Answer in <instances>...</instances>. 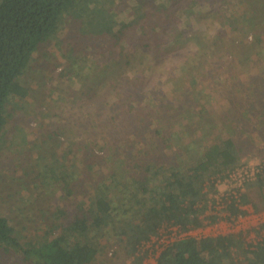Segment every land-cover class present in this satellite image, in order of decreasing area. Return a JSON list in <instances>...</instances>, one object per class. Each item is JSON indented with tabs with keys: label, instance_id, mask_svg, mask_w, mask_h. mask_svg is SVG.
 I'll use <instances>...</instances> for the list:
<instances>
[{
	"label": "trees",
	"instance_id": "16d2710c",
	"mask_svg": "<svg viewBox=\"0 0 264 264\" xmlns=\"http://www.w3.org/2000/svg\"><path fill=\"white\" fill-rule=\"evenodd\" d=\"M83 1L0 0V145L10 118L32 94L25 78L36 52L63 30L67 31L60 43L68 40L66 55L78 56L82 50L85 59V52L92 45L100 55L103 66L99 70L104 78L98 84L95 80L87 95L100 100L98 88H106L114 96L113 103H107L114 119H118L120 111L123 120L135 124L132 132L107 144L93 136L97 134V124L108 123L113 116L101 121L98 113L88 110L81 127L92 140L72 141L76 150H63L59 155L63 158L73 153L83 161L86 153H94L91 164L79 162L85 171L82 182L74 181L78 174L74 159L67 165L62 159L55 161L57 156H53L49 160L54 164H45L52 177L40 171L38 184L51 185L54 193L57 182L63 183L42 233L31 237L19 234L11 217L0 211V252L14 264H95L107 248V230L122 240L128 256H134L132 264H141L146 253L136 254L140 244L150 234L158 233L161 225L175 224L186 231L221 217L211 206L214 201L210 194L217 190L213 179L244 162L243 154H251L249 151L255 146V132L264 126V85L263 89H256L254 83L246 87L239 75L250 67L248 61L264 58V0H120L127 7L119 13L113 9L116 0H92L96 10L86 8ZM202 3H212L215 31L210 42L218 51L215 53L211 45L205 52L211 64L209 73L198 69L197 63L184 67L193 82L210 73L225 72L222 113L230 116V122L220 124L218 129L210 128L204 145L194 149L187 143L174 144L176 135L165 119L159 123L164 131L161 138L159 126L149 120H163L158 114L160 109L174 106L166 98H161V105L154 104L150 96L146 97L148 103L142 105L139 91H145L151 80L154 57L163 58L158 50L178 40L169 35L183 22L181 12ZM82 36L85 47L73 44V39ZM84 59L79 64L81 68L87 67ZM47 65L52 63L48 61ZM69 71L62 69V74ZM161 84L160 80L156 94L160 93ZM227 91L239 92L240 96L236 98L235 94L231 99ZM72 93L81 98L80 91ZM198 95L193 91L187 97L199 104L202 121L212 111L207 110ZM57 116L59 125L52 129L50 138L62 143L63 115ZM146 132L151 133L152 139L145 137ZM158 135L160 142L152 141ZM172 150L177 152V159L180 157L183 169L175 163ZM190 152L197 156L187 162L185 157ZM56 164L61 165L60 172L55 170ZM40 165L44 166V160L40 159ZM224 198L229 216L245 214L243 205L247 204L256 212L264 210V168L245 183L239 195ZM65 200L70 203L61 204ZM64 217L69 218L67 223ZM244 237L243 232L176 236L163 245L154 264H264V235L256 243L246 242Z\"/></svg>",
	"mask_w": 264,
	"mask_h": 264
},
{
	"label": "rangeland",
	"instance_id": "374dc122",
	"mask_svg": "<svg viewBox=\"0 0 264 264\" xmlns=\"http://www.w3.org/2000/svg\"><path fill=\"white\" fill-rule=\"evenodd\" d=\"M211 4H196L193 8L190 7L181 12L183 22L179 23L180 27L178 26V29L172 31L169 35L170 39L177 38L178 40H174L171 46L167 47L165 45L158 50L163 53V58L157 59L156 56L154 57L155 64L151 80L146 85L145 91H139L142 105L148 103L146 97L150 96L154 104L161 105L164 102L161 98H166L174 106L169 110H166L165 107L159 108L158 114L163 120L157 121V118L154 117L149 120L150 124L155 122V125L159 126L163 133L161 138L164 137V131L159 123H162L165 119L171 132L176 135L174 144L187 143L194 149L204 145L210 128L218 129L220 124L230 122V116H224L222 113L224 108L222 105L223 97H225V72L210 73L205 79L202 78L193 82L184 67L186 64L197 63L198 69H201V71L208 72L210 70L211 64L205 52L213 45L210 40L215 31V22L211 15ZM83 5L90 10H96V5L92 0H84ZM126 7V2L116 0L113 9L115 13H119ZM102 8L106 10L103 5ZM149 15H152L151 11H149ZM86 24L85 22V28L87 29L88 25ZM66 31L63 30L49 41L44 42L36 52L25 78L26 83L32 88V94L22 101L19 110L10 118L6 130L3 132L0 145V211L11 217V221L16 226L19 234L28 237L42 233L47 216L52 214L54 210L53 203L59 199L58 195L61 194L63 183L57 182L56 179H54L57 182L55 193L51 185L47 183L43 185L42 182L38 184L41 180V170L52 177V172L45 167L47 162L51 165L54 164L53 160H49V158L57 156L56 159L54 158L55 161L62 162L63 160L67 165H71L70 159H74L75 164L78 166V174L75 175L74 181L80 184L84 178L85 171L83 166L79 164L82 160L78 155L70 153L69 157L64 156L63 158H60L59 155L62 154L63 150H76L73 142L92 140L83 133L81 127L82 122L85 120L84 116L89 114L88 110L92 113L95 112V114L98 113V119L101 121L108 115L113 116V120L108 118V123L97 124V134L93 136L94 140H100L101 142L105 140L107 144L119 140L128 131L132 132L131 129L135 124L123 120L124 117L121 116L120 111L118 119H114L113 112L110 106L107 105V103H113L114 96L109 94L106 88H98L102 96L100 100L98 96L89 97L87 95L89 87H94V81L96 80L98 84L100 79L104 78L103 71L99 70L103 66L101 65L100 55L95 45H92L90 50L85 52L87 56L85 59L82 50L78 51V56L66 55L68 40L60 43L61 37L65 35ZM74 43L79 47H85V37L73 39ZM212 47L213 51L217 53V47L214 45ZM164 49H166L165 52H163ZM83 59L87 63V67L81 68L79 64ZM261 59L248 61L250 67L239 74L245 81L246 87L254 83L256 89H263L264 58ZM72 60L75 61L74 64H72ZM48 61L52 65H47ZM66 68H69L70 71L65 72L64 75L62 69L65 70ZM77 71L80 72L79 76H76ZM211 77H215V79ZM160 80L162 81L160 93L156 94L157 84ZM72 91H80L81 98H75ZM193 91L199 94L198 96L208 108L207 110L212 111L211 115L202 121L199 120L200 117L198 116L200 115L198 113L199 104L196 100H189L190 98L187 97ZM227 93L231 99L235 94L236 98L240 96L239 92L227 91ZM259 93L261 95V91ZM112 107L116 110L114 105ZM58 113L63 115L62 125L65 129L61 135L62 143L50 138L52 129H56L59 125ZM240 132L241 134L244 133L243 130H240ZM150 134V132H146L145 137L152 139ZM255 135V146L249 151L251 154H243V159L253 163H256L257 160L264 162V126H260ZM161 138L158 135L152 141L160 142ZM171 153L177 166L183 169L182 162L179 161L180 157L178 159L176 157L178 156L177 152L172 150ZM86 154L82 162L91 164L94 160V153ZM196 156L197 154L190 152L185 157V161H191ZM40 159L44 160V166L40 165ZM54 168L57 172H60L61 165L56 164ZM228 187L225 184H220V191H227L226 188ZM210 195L213 200L220 196L218 190L211 192ZM70 199L76 200L72 197ZM69 203L66 200L61 202L64 205ZM247 205L253 208L251 204ZM68 220L69 218H66L63 221L67 223ZM263 223L264 220H260L258 217L251 218L246 222L245 228L242 230L246 242H252L254 238L263 235ZM55 225L59 229V221H56ZM169 226L174 229L173 225L166 226V224H163L160 226L158 233L150 234V238L140 244L136 254L143 255L146 253L141 264H154L156 262V257L161 248L170 240L167 232ZM216 227L219 232V227ZM208 229L209 227L207 229L203 228V231L199 230L195 234L205 235L211 232ZM226 229L228 230L227 227ZM122 237H125V234ZM104 239L107 248L99 255L95 264H132L134 256L126 254L122 246V240H118L110 230H107ZM0 264L14 263L7 259L4 252H0Z\"/></svg>",
	"mask_w": 264,
	"mask_h": 264
},
{
	"label": "built area",
	"instance_id": "2783aa9c",
	"mask_svg": "<svg viewBox=\"0 0 264 264\" xmlns=\"http://www.w3.org/2000/svg\"><path fill=\"white\" fill-rule=\"evenodd\" d=\"M264 168V162L258 161L256 163H253L252 161L244 160L243 163L235 166L234 168L230 169L226 175L224 176H216L214 177V182L216 185L217 190L219 191V197H217L216 200H213L214 202L211 204L213 206L212 208L214 211H217L221 217L217 219V221L213 223H209L206 226L199 227V228H191L189 230H182L179 225H173L174 229L168 228V236L170 237V241L174 240L176 236H182L186 234L195 235L197 237L201 236H207L212 234H218V233H229V232H242V230L245 228L246 222L251 218H260V220H264V210L262 211H255L253 208H248L247 205H243V208H245L247 211L246 213H240L238 215H232L229 216L230 213L225 210V198L228 197L231 194L239 195V193L244 189L245 183L247 181H250L254 179L260 172H262ZM220 184H225L229 186L227 191L221 192ZM219 227V232L218 229ZM210 230V233H206L205 235H197L195 232L197 231H203V228ZM228 228V230L226 229ZM264 235V233H263ZM262 235V236H263ZM254 238L252 240L253 243H256L259 239L262 238ZM167 243V242H166Z\"/></svg>",
	"mask_w": 264,
	"mask_h": 264
},
{
	"label": "crops",
	"instance_id": "0c3cea01",
	"mask_svg": "<svg viewBox=\"0 0 264 264\" xmlns=\"http://www.w3.org/2000/svg\"><path fill=\"white\" fill-rule=\"evenodd\" d=\"M247 207H248V208H251V206H248V205H247Z\"/></svg>",
	"mask_w": 264,
	"mask_h": 264
}]
</instances>
